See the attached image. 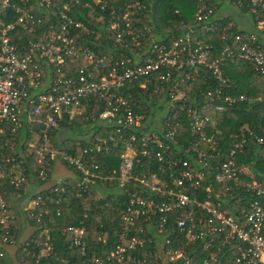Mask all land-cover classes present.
<instances>
[{"label":"built area","instance_id":"obj_1","mask_svg":"<svg viewBox=\"0 0 264 264\" xmlns=\"http://www.w3.org/2000/svg\"><path fill=\"white\" fill-rule=\"evenodd\" d=\"M29 2L0 0V149L14 139L13 133L24 122L28 124L27 133L35 137L34 144L27 143L31 148L29 153L38 155V175L46 181V152L51 132L63 117L73 119L83 116L82 104L89 96L101 95L105 96L107 106L98 114V123L114 127L117 138L125 144L118 154L119 165L109 169L107 175L101 174V166L96 160L99 153L109 152L108 138L83 146L76 154L62 153L60 156L57 150H51L49 157L59 156L73 165L80 172L77 180L79 188H94L96 196L103 195L102 191L104 195L110 193L106 186L113 180L120 187L136 182L120 210L118 239L108 252L87 256L84 226L69 225L62 229V233L71 234V255L79 256V259L65 260L56 256V260L61 264H264V206L261 204L264 187L252 175L250 180L241 178L242 171L236 158V150L243 146L245 138L234 143L228 157L215 164L211 160V152L198 148L199 142L207 149L215 148V141L201 129V116L195 112L188 113L191 129L198 134L199 141L193 146L182 147L183 157H168L170 146L164 140L173 143L170 130L164 129L159 118L156 129L149 130L146 115L133 109L132 94L124 93L132 80H157L167 84L165 95L168 100L160 101L168 103L169 110L174 109L178 105L174 91L196 76L198 65L211 69L214 78L221 84L225 83L218 67V61L224 57L209 60L211 45L197 39L190 27L169 36L166 42L161 39L151 43L148 51L133 58L126 54L113 58L99 54L79 40L83 34L94 32L90 25L69 14L74 5L80 4L79 0H35L37 9H43L40 14L31 10ZM115 2L91 0L84 5L91 8L94 24L106 23L104 31L113 36L114 43L119 44L124 36L132 34L130 15L132 10L142 8L143 3L126 0L120 9L113 4ZM234 2L237 7L248 4L251 11L259 12L261 17L253 30L229 33L223 29L228 40L223 52L227 56L236 54L264 76V46L258 39L260 34L264 35V0ZM96 6L101 12L99 15H95ZM53 9L56 11L55 21L46 16ZM212 13L211 4L202 3L199 6L195 19L201 23V29L213 31L214 25L206 22ZM42 24L46 25L40 28L36 40L29 41L25 49L13 42L11 34L14 29L33 33ZM131 41L133 45L139 44L136 36H132ZM71 58L81 59L87 66L69 71L64 61ZM45 71L51 73L46 78ZM160 90L156 86L153 92ZM220 95L219 87L205 93L210 102L221 101V97L225 103L231 104L235 100L229 95ZM6 124L10 125L12 138L3 134ZM165 125L169 126V121ZM255 139L257 143L264 144V138ZM11 149L16 153L0 158V264L7 245L21 248L25 256L35 258L33 264H51L50 261L40 262L42 257L53 253L47 229L39 230L37 237L30 235L24 239H18L11 232V204L6 200L1 185L7 180L14 189L12 195L16 197L21 194L19 191L26 188L22 187L26 177L25 157L18 153L19 148ZM138 155L147 157L149 163L155 160L159 164L156 168L149 166L143 173H134ZM99 179L103 181L101 186L96 183ZM232 184L241 185L250 193L247 203L234 212L226 213L220 205ZM52 185L57 196L67 190L65 180H56ZM49 198L50 194L33 195L24 211L39 221L41 216L48 214L49 210L44 206ZM55 202L59 203V199ZM240 202V198H234L233 203ZM61 213L60 207H57L56 214ZM173 216L171 223L177 229L174 232L169 224ZM140 218L145 221V228L140 225L134 229L135 222ZM145 230L152 234L142 233ZM106 233L103 232L98 239L104 241ZM156 235L158 238L154 239ZM181 238L183 245L178 243ZM145 247L141 257L133 253ZM232 256L231 261H227ZM149 259L155 261L149 263Z\"/></svg>","mask_w":264,"mask_h":264},{"label":"trees","instance_id":"obj_2","mask_svg":"<svg viewBox=\"0 0 264 264\" xmlns=\"http://www.w3.org/2000/svg\"><path fill=\"white\" fill-rule=\"evenodd\" d=\"M79 1L80 4L74 5L70 9L69 14L74 19L82 20L91 26L94 32L86 35L83 34L79 40L99 54L110 55L113 58L121 54H126L133 58L138 53L148 51L151 43L156 41L160 42L161 39L164 40L163 42H166L169 36L182 33L191 27L194 29L197 39L202 40L204 44L211 45L209 60L224 57L221 61H218V67L221 75L225 78V83L221 84L214 78L211 69L203 65H198L199 70L196 76L192 80H187L179 85L174 91L178 104L174 109L169 110L168 103L160 101L168 100V97L165 95L167 84L157 80L154 82L144 79L132 80L127 88L124 89V93L132 94L133 109L135 111L144 113L146 115L145 119L150 117L151 122L154 121L157 123V118H159L162 120L164 129L168 128L170 130L173 143L169 140H164V143L170 146L169 150H167L168 157H183L184 154L181 153L182 147L193 146L197 143L196 141H199L198 134L191 129L188 113L195 112L201 116V129L207 137L215 141V148L211 149H207L205 145L201 146L200 142L198 145V148L202 147L204 151L206 150L213 154L211 160L215 164L226 159L233 144L244 137L245 142L243 146L236 150V158L242 171L241 178L243 180H250L252 179V175L264 187V144L257 143L255 139V137L264 138V76L258 74L251 63L244 61L236 54L227 56L223 52V48L228 41L226 40L227 35L224 34L223 29L229 33L242 30L231 22V16L228 15L227 17L219 19L214 14L215 4L212 0H140L143 3V7L139 10H132V14L130 15V21L133 26L132 34L130 36H124L123 41L116 44L114 43L113 36L104 31L107 27L106 23L100 25L94 24L92 17L94 15L90 14L91 8L84 5L85 2H91V0ZM125 1L116 0L113 4L122 9ZM230 1L236 6L234 0ZM202 3L211 4L213 7V13L206 19L208 24L214 25L213 31L201 29V23H197L195 19V13ZM35 4V0H30L29 6L31 10L36 14L42 13L43 9H37ZM237 8L249 11L255 27V23L261 17V14L259 12H252L248 4ZM94 12L95 15L101 13L99 12L98 6L95 7ZM46 16L55 21L56 11L53 9ZM44 25L46 24L40 25L33 33L16 28L13 30L11 38L20 48L25 49L29 41L36 40L40 34V28ZM132 36H136L139 39L138 45H133L131 41ZM231 47L233 46L231 45ZM64 63L68 66L66 68L69 71H73L79 66H87L83 60L75 58L65 59ZM44 74L46 78L51 73L45 71ZM156 86L160 87L161 90L159 92H153ZM218 87L221 90L222 96L229 95L235 99L234 102L231 104L225 103L222 101V97L221 101H208L205 93L208 90H215ZM240 95L243 96L242 99L238 98ZM106 106L105 96L92 95L88 97L87 102L82 104L84 110L83 116H78L73 119L63 117L59 121L58 127L51 132L49 136L50 141L47 144L46 161L48 165L46 166V172L48 177L46 181L39 178L38 170L40 163L38 162V155L33 152L29 153L31 148L27 144L28 136H25V141L22 138V132L24 131L26 133L30 128L28 124L24 122L23 126L13 133L14 139L0 149V158L9 153L15 154L16 152H13L11 147L19 148L18 153L24 155L26 177L22 187H26L29 183V178L33 177L34 181L40 187L36 194L51 195V198L46 201V205L44 206V208L49 210L48 214L41 216L39 221L29 216L28 212L25 211L29 224L33 229L31 236L37 237L38 231L43 229H47L50 235L53 253L48 257H42L40 259L41 263L50 261L51 264H61L56 260V256L65 260L79 259V256L71 255V248L69 246L71 234L62 233V229L69 225L84 226L87 256L90 254L102 255L104 252H108L118 239L120 210L127 201L129 193L134 190L136 182L132 181L120 187L117 181L113 180L109 182V186H106L109 192L110 189L113 190L110 193L96 197L94 188L88 190L79 188L77 180L80 178V172L73 165H70L58 155L59 158L49 157L51 150H57L60 156L62 153L76 154L83 146L100 143L103 138H108L109 146H111L109 152L107 154L99 153L96 161L101 166L102 175H107L109 169L117 167L120 162L118 154L125 148L124 142L117 138L114 127L104 125L103 123L95 124V122H98V114ZM217 106H221V108L219 109ZM156 109L162 110L160 114L156 112ZM168 121L170 125L166 126L165 124ZM59 130L68 131L71 135L60 137ZM9 133L10 125L6 124L3 134L4 136L12 138V135ZM162 136L164 138V134ZM111 137L116 143H113ZM138 156L139 160L135 163L134 173H143L149 166L156 168L159 164L155 160L149 163L147 157ZM56 163L62 165L66 176L57 179L53 177L52 171ZM59 179L67 182V190L64 194L57 196L53 192L52 184ZM102 182L101 179L96 180L99 186L103 185ZM1 186L6 200L9 201L10 193L14 189L7 180ZM21 193H23L22 190ZM249 193L245 187L232 184L227 193V197L221 201L220 209H223L226 213L236 211L241 205L247 203ZM236 197L241 200L239 204L233 203ZM55 199H59V203H56ZM261 204L264 206V197L261 199ZM57 207H60L61 215L56 214ZM174 217L169 222L173 232L176 229L171 223ZM14 225L15 219L12 216L11 232H13ZM140 225L144 228L146 226L145 221L141 218L135 222L133 228L135 229ZM105 231L107 232L105 240L98 239ZM142 233L152 234L148 230ZM153 237L154 239L158 238L157 235ZM178 243L179 245H183V238ZM146 248L142 249V251L135 250L133 253L141 257L143 250ZM17 250L22 264L34 263L35 258L25 256L21 248ZM187 250L189 249L187 248ZM232 258L233 256L231 258L228 257L227 261H231ZM153 261L155 260H148L149 263Z\"/></svg>","mask_w":264,"mask_h":264},{"label":"crops","instance_id":"obj_3","mask_svg":"<svg viewBox=\"0 0 264 264\" xmlns=\"http://www.w3.org/2000/svg\"><path fill=\"white\" fill-rule=\"evenodd\" d=\"M215 4V11L216 8L218 6V4L220 3V0H212ZM234 8H237V6H233ZM240 12L239 14V18H241V22L243 24L239 25L237 24V22L234 20H232L233 15L232 14H227L225 13L222 16H218L217 17L219 19L227 17L228 15L231 16L230 20L231 22H233L238 28L242 29L240 26L245 27L246 29H242V30H253L254 29V24H253V20L251 18V16L249 17V19L245 16V14H248L249 11L247 10H243L241 8H237ZM230 12V11H229ZM215 14V12H214ZM250 14V13H249ZM234 18V17H233ZM259 42L264 46V35L260 34L259 37ZM57 166V169H56ZM66 172L63 170V167H59V165H54L53 167V171H52V175L53 177H55V179L57 178H61L65 175ZM40 187L39 185L34 181L33 177L29 178V183L25 188V191L22 190L23 193H21V191H19L21 194L20 196L16 197L15 195H12V193H10L9 196V201L11 204V211H12V216L13 219H15V225L13 226V234L18 238V239H24L27 238L28 236H30L33 233V229L29 224V220L26 216V213L24 211V208L26 206V204L29 202H27L26 204L24 203V200L27 198V196L29 198H31L33 195H35L38 191H39ZM23 206V208H22ZM18 248L14 245H7L5 246V256L2 260L1 264H22L20 261V257H19V253H18Z\"/></svg>","mask_w":264,"mask_h":264},{"label":"rangeland","instance_id":"obj_4","mask_svg":"<svg viewBox=\"0 0 264 264\" xmlns=\"http://www.w3.org/2000/svg\"><path fill=\"white\" fill-rule=\"evenodd\" d=\"M220 3L218 4V6H217V8H216V11H215V15L217 16H222V15H224L225 13H227V14H232L233 15V17H232V20L234 21H236L237 22V24H238V26L239 25H241V24H243L242 22H241V18H239L238 16H239V10L237 9V8H234L233 6H234V4L230 1V0H220L219 1ZM230 11V12H229ZM250 14L248 13V14H245V16L249 19V17L251 16H249ZM252 18V17H251ZM242 29H246L245 27H243V26H240ZM163 109V108H162ZM157 111V113L158 114H160V111H162V110H159V109H156ZM159 117H160V115H159ZM148 122L150 123L149 124V127H148V129L149 130H153L154 128H156V122H151V119H150V117L148 118ZM98 122H95V124H97ZM28 131H26V133L23 131L22 132V138L24 139V141L26 140V138H25V136H28V140H27V142H28V144H34V141H35V137L34 136H30L29 135V133H27ZM59 136L60 137H66V136H68V135H71L70 134V132H68V131H65V130H59ZM56 165V164H55ZM57 165H59V167H62V165L61 164H59V163H57ZM56 169H57V166H56ZM113 190V189H112ZM111 189H110V191H112ZM103 192V194H104V191H102ZM96 195H97V193H95ZM20 196V195H19ZM97 197V196H96ZM30 200V198L27 196V198L24 200V203L26 204L28 201ZM22 208H23V206H22Z\"/></svg>","mask_w":264,"mask_h":264}]
</instances>
